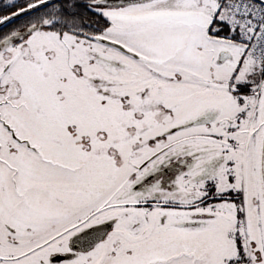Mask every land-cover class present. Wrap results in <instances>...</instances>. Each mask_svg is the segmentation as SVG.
<instances>
[{"label":"snow or ice","instance_id":"snow-or-ice-1","mask_svg":"<svg viewBox=\"0 0 264 264\" xmlns=\"http://www.w3.org/2000/svg\"><path fill=\"white\" fill-rule=\"evenodd\" d=\"M0 264H264V0H0Z\"/></svg>","mask_w":264,"mask_h":264}]
</instances>
